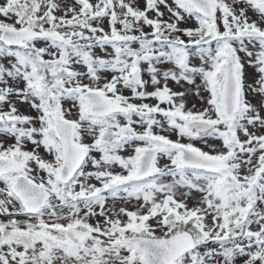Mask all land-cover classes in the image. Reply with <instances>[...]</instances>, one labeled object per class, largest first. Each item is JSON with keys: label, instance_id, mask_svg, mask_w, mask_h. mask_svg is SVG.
<instances>
[{"label": "snow or ice", "instance_id": "snow-or-ice-1", "mask_svg": "<svg viewBox=\"0 0 264 264\" xmlns=\"http://www.w3.org/2000/svg\"><path fill=\"white\" fill-rule=\"evenodd\" d=\"M0 264H264V0H0Z\"/></svg>", "mask_w": 264, "mask_h": 264}]
</instances>
